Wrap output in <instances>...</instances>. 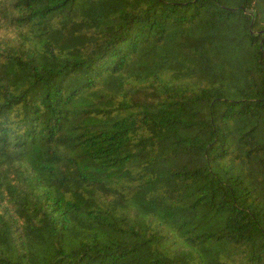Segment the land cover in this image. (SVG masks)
Returning a JSON list of instances; mask_svg holds the SVG:
<instances>
[{"label": "trees", "instance_id": "trees-1", "mask_svg": "<svg viewBox=\"0 0 264 264\" xmlns=\"http://www.w3.org/2000/svg\"><path fill=\"white\" fill-rule=\"evenodd\" d=\"M0 264H264V0H0Z\"/></svg>", "mask_w": 264, "mask_h": 264}]
</instances>
